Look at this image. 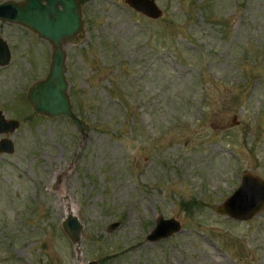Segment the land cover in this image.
<instances>
[{"label":"rangeland","instance_id":"rangeland-1","mask_svg":"<svg viewBox=\"0 0 264 264\" xmlns=\"http://www.w3.org/2000/svg\"><path fill=\"white\" fill-rule=\"evenodd\" d=\"M155 1L157 19L80 0L85 36L64 49L84 131L33 110L51 45L0 21V109L20 122L0 134L15 146L0 153V264H264V207L216 211L244 172L264 179V0ZM160 216L180 229L150 241Z\"/></svg>","mask_w":264,"mask_h":264},{"label":"water","instance_id":"water-1","mask_svg":"<svg viewBox=\"0 0 264 264\" xmlns=\"http://www.w3.org/2000/svg\"><path fill=\"white\" fill-rule=\"evenodd\" d=\"M137 12L157 19L162 9L155 0H125ZM0 21L22 25L35 32L51 45V62L45 78L33 83L27 92V99L33 110L42 116L70 118L80 131L86 123L74 112L68 95L66 78V43L76 44L85 36L84 19L80 0H4L0 2ZM11 51L7 42L0 37V67L10 63ZM20 122L7 119L0 109V134L9 135ZM15 146L9 137L0 139V153L11 154ZM264 207V179L258 174L246 171L241 175L238 187L216 207V211L238 220H248ZM118 222L109 225L113 230ZM180 220L158 217L156 226L148 240L171 236L180 229ZM65 234L73 242L78 240L82 225L76 216L69 214L62 222ZM85 264H96L89 261Z\"/></svg>","mask_w":264,"mask_h":264},{"label":"bare ground","instance_id":"bare-ground-1","mask_svg":"<svg viewBox=\"0 0 264 264\" xmlns=\"http://www.w3.org/2000/svg\"><path fill=\"white\" fill-rule=\"evenodd\" d=\"M70 212H71L70 210L67 211V213H70Z\"/></svg>","mask_w":264,"mask_h":264}]
</instances>
